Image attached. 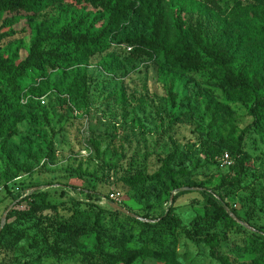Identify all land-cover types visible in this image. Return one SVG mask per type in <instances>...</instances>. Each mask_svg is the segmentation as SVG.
<instances>
[{
	"label": "rangeland",
	"instance_id": "1",
	"mask_svg": "<svg viewBox=\"0 0 264 264\" xmlns=\"http://www.w3.org/2000/svg\"><path fill=\"white\" fill-rule=\"evenodd\" d=\"M167 3L183 23L201 22L210 37L231 44L239 61L254 62L264 73L258 19L238 13V6L247 7L251 0ZM72 12L97 17L98 27L105 23L97 10L85 6L55 5L34 20L13 25L9 24L12 16L0 15V28L15 33L0 43V56L20 62L38 24L61 23ZM147 32L146 22L132 18L117 31L107 53L51 72L45 81L30 75L20 83L19 123L10 140L0 139V232L7 212L16 204H11L13 198L35 192L46 193L65 219L73 211L87 214L73 221L89 230L70 247L78 253L74 257L37 259L35 255L34 264H89L98 244L111 254L126 249L146 252L144 261L131 264H166L171 258L175 264H240L258 256L249 253L256 230L248 226L264 238V137L256 134L243 141L242 183L225 199L240 220L231 217L242 228L223 222L202 231L201 238L217 237L218 245L208 247L188 241L182 229L170 226L154 233L135 222L161 218L172 206L184 228L191 229L208 206L203 194L219 186L223 178L237 176L240 166L232 148L251 123L249 103L221 88L214 70L176 76V98L170 103L159 78L161 58L129 55L124 44ZM83 72L86 100L67 92L72 78ZM224 154L232 161L230 167L221 162ZM169 155L168 174H162ZM132 177L144 182L127 186L125 179ZM171 181L183 187L171 191ZM18 209H25V204ZM97 215L99 236L93 231ZM17 253H31L26 241L19 244Z\"/></svg>",
	"mask_w": 264,
	"mask_h": 264
},
{
	"label": "trees",
	"instance_id": "2",
	"mask_svg": "<svg viewBox=\"0 0 264 264\" xmlns=\"http://www.w3.org/2000/svg\"><path fill=\"white\" fill-rule=\"evenodd\" d=\"M210 3L214 5L213 1ZM55 5L89 7L105 17V23L98 27L97 17H91L89 13L72 12L61 23L38 24L31 32L28 52L20 62L15 63L10 58L0 56V139L10 140L19 123L21 81L30 75L45 81L51 72L71 69L92 56L105 54L110 50L117 31L132 18L146 22L148 32L128 38L124 44L129 55L140 53L161 58L159 78L166 88L170 103L173 104L176 98L173 93L176 76L214 70L218 73L221 88L228 93L240 95L249 103L247 113L251 123L241 132L232 148L240 166L237 176L233 179L223 178L219 186L203 194L208 206L204 208L203 216H198L191 223V229L184 228L172 206L161 218L149 221L131 220L154 233H162L170 226L175 230L182 229L188 241L208 247L218 245L217 237L211 235L201 238L202 231L213 230L223 222L242 228L233 220L232 217L240 219L225 203V199L242 183L246 158L242 144L245 137L250 134L264 137V73L260 72L257 64L239 61L231 44L220 38L210 37L201 22L197 21L194 25L183 23L180 16L169 8L167 0H0V15L12 16L13 21L9 24L13 25L21 20H34ZM243 12L258 19L257 36L264 41V0H251L247 7L238 6V13ZM14 34L7 27L0 28V43ZM67 92L80 94L86 100L87 76L84 72L72 78ZM252 143L255 144L256 140ZM171 159L172 155L164 159L160 173L168 174ZM124 182L127 186H133L144 180L132 177L126 178ZM181 187L183 186L169 182L171 191H178ZM11 204L13 207L7 212L6 224L0 232V264H34L36 259L32 258L35 255L38 256L37 259L47 256L59 260L78 254L70 247H75L88 235L89 230L73 220L87 214L73 211L65 219L59 214L58 208L48 202L44 192H35L22 199L15 196ZM23 204L25 209H18ZM98 220L97 215L94 221L96 227L93 228L97 236L100 230L97 227ZM245 223L248 224L247 221ZM248 226L256 230L251 234L255 243L250 246L249 253L258 256L250 262L240 264H264V238L255 227L250 224ZM22 241L27 242L31 253L18 256L17 251ZM146 257V252L141 249H126L111 254L98 244L88 263L131 264L136 260L144 261ZM166 264H175L174 258Z\"/></svg>",
	"mask_w": 264,
	"mask_h": 264
},
{
	"label": "built area",
	"instance_id": "3",
	"mask_svg": "<svg viewBox=\"0 0 264 264\" xmlns=\"http://www.w3.org/2000/svg\"><path fill=\"white\" fill-rule=\"evenodd\" d=\"M221 162H223L226 166L230 167L232 165V161L231 159L229 158L228 154H224L222 157H221Z\"/></svg>",
	"mask_w": 264,
	"mask_h": 264
}]
</instances>
